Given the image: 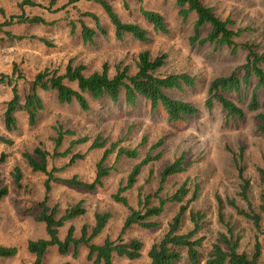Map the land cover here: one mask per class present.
<instances>
[{"label": "rangeland", "instance_id": "1", "mask_svg": "<svg viewBox=\"0 0 264 264\" xmlns=\"http://www.w3.org/2000/svg\"><path fill=\"white\" fill-rule=\"evenodd\" d=\"M22 1L0 0V8L5 12L4 16L0 13V80H5L4 83L0 82V136L13 142V145L0 142V156L6 154V162L0 169L1 180L2 185L8 186L10 193L0 202V246H14L19 249L16 257L0 259V264H33V258L26 250L27 242L46 237L44 225L36 222L37 210L33 203L42 199L46 177L32 173L24 163L22 154L40 147L53 155L56 146L54 140L59 127L64 131L73 132V135L66 136L58 149L59 153L65 152L73 140L83 137L93 140L101 135L104 139L121 141L122 146L131 149L140 146L141 157H144L152 145L162 141V145L153 151V155L160 154V160L145 168L136 187L126 194L134 208H137L139 191L157 190L158 173L163 165L185 154L189 168L185 173L171 178L162 195L175 193L185 181H188L192 192L199 184V197L191 204V208L206 214L200 233L206 238L204 256L217 242L220 233L226 232L218 219L217 195L236 198L239 207L247 209V204L237 196L240 181L234 153H237L240 147L245 149L244 166L245 175L250 180L249 197L253 209L258 211L260 196L264 194V184L259 174V169L264 168V138L256 132L255 114L247 111L245 121L227 120L226 112L220 105L216 104L212 109H208L205 101L208 98V87L215 78L229 76L246 63L247 45H254L256 51L264 53V0H201L220 19L230 21L231 30H243L242 35L235 39V48L192 42L195 16L191 14L187 20H183L178 14L176 0H111L123 22L138 24L149 32V40L145 43L131 36L118 40L113 25L100 5L94 1L83 0L69 4L70 0H33L37 4L36 7L20 8ZM141 9L160 13L165 19L168 34L156 32L143 18ZM87 12H92L100 18L105 33L97 29L92 18L83 15ZM20 15L40 16L50 24H19L13 16ZM6 22L9 24L5 25ZM81 22L96 30L94 44L85 45L82 42ZM72 24L76 26L74 35L71 34ZM209 32L210 27L207 26L201 38H205ZM7 33L23 36L24 39H14ZM144 50L150 51L153 57L162 54L168 56L165 66L158 72L160 76L186 74L195 79L194 87L172 91L170 95L195 105L199 109L196 116L178 126H171L164 113L152 114L144 102L132 109L126 107L123 99L114 104L106 98L92 102V109L84 112L77 103L62 105L55 93L41 92L45 109L40 114L37 125L31 127L26 114L17 112L18 130L6 131L4 113L6 104L13 98L12 87L5 83L9 78L12 79L13 85L18 86L20 94H24V90L28 89L39 72L49 69L63 73L71 61L85 64L89 71H100L103 65L107 64L111 74L116 72L117 66L129 67L134 74L138 54ZM244 93L243 89L242 95ZM251 94L252 91L249 90L248 96L241 103L245 110H248ZM234 99L237 102L239 100L237 96ZM259 104L261 112H264V94L261 92ZM144 138L147 141L141 146ZM90 145V142L73 145L71 155L50 158L49 169L64 168L70 163L73 154L84 155V159L75 161L57 176L71 178L77 175L83 181L92 182L96 164L105 150H90ZM136 162L125 158L117 160L114 153L107 162V166L114 169L111 176L105 180L104 187L96 193H90L57 183L53 185L50 205H58L64 210L84 200L87 214L76 221L78 230L84 223L91 224L96 212H111L113 217L102 239L108 236L117 239L128 210L114 203L110 196L116 193ZM16 166L24 173L20 192L14 187L11 177V172ZM151 172V181L148 182ZM177 210L176 205H170L166 213L155 220L160 229L146 231L135 227L124 235V239L143 241L146 255L152 244L163 237ZM224 213L226 220L235 227V232L242 236L241 251L252 255L256 238L253 225L238 216L229 206L225 207ZM192 228L187 213L182 231L186 233ZM262 229L264 231V219ZM65 232L66 229L62 231L63 236ZM259 239L264 263V234ZM67 262L92 264L86 260L84 254L78 259L72 256L60 257L55 249H51L46 258V264ZM147 263L146 256L134 262L115 259V264ZM180 264L188 263L183 260Z\"/></svg>", "mask_w": 264, "mask_h": 264}, {"label": "trees", "instance_id": "2", "mask_svg": "<svg viewBox=\"0 0 264 264\" xmlns=\"http://www.w3.org/2000/svg\"><path fill=\"white\" fill-rule=\"evenodd\" d=\"M54 1V0H53ZM83 0H70L69 4H76ZM99 4L109 21L115 29V36L122 40L125 36H131L135 40L145 43L149 40V32L135 23H125L113 7L111 0H86ZM179 16L187 20L189 15L195 16L194 36L191 41L199 44H212L216 47L235 48V39L240 37L243 30L235 32L230 29V21H224L215 15L213 10L205 6L201 0H176ZM25 6L36 7L33 0H23L20 8ZM0 13L5 12L0 8ZM141 14L147 23L153 26L156 32L168 34L164 17L154 11L141 9ZM83 15L95 21L97 29L104 32L100 18L87 12ZM19 24L49 25L40 16L28 17L24 15L13 16ZM6 22L5 25H8ZM209 26L210 32L205 38H201L203 30ZM80 38L82 42L94 44L97 32L95 29L81 22ZM76 26L72 24L71 34L74 35ZM8 36L14 39H24L23 36ZM46 42V40L41 39ZM248 57L244 65L232 72L229 76L215 78L208 87V98L205 105L212 109L216 104L220 105L226 112L227 120L245 121L249 113L255 114L256 132L264 138V112H261L259 104V93L264 94V53L255 50L254 45H247ZM166 54L153 57L151 52L144 50L138 54L136 72L131 73L129 67L117 66L114 74L110 73L107 64H104L101 71L89 72L84 64L74 65L69 62L63 73L46 69L39 72L30 83L24 94H20L17 85H13L11 78L5 82L12 87L13 98L6 104L4 113V124L7 132L18 130L17 112L25 113L28 124L34 127L38 123L40 114L44 111V100L41 92H52L57 96L58 102L62 105L77 103L84 112L92 109V102L109 99L112 103H118L123 99L126 107L136 109L139 103H145L152 114L164 113L166 121L171 126H178L199 113V109L192 103L174 98L170 95L172 91L183 90L185 87L195 86V79L186 74H170L160 76L159 70L167 62ZM16 72V70L14 71ZM20 78V76H19ZM4 78L0 80L4 83ZM251 87H253L251 89ZM243 89L245 93L242 95ZM252 91L248 110H245L241 103ZM238 97V102L234 97ZM248 111V112H247ZM73 135L71 131H64L57 128L55 138V152L51 155L40 147L32 151H25L22 154L24 163L34 174H42L46 177L43 182L44 194L41 200L34 201L37 210L36 222L44 225L46 237L29 240L26 250L33 258V264H46V258L55 249L60 257L72 256L78 259L82 254L92 264H115V259H125L131 262L139 261L146 256L147 264H180L186 260L188 264H264L262 262V244L259 237L264 234L262 222L264 219V194L260 196L258 211L253 209L249 197L250 180L245 175L244 157L245 149L240 147L234 153L235 167L240 181L238 197L247 204V209H242L237 204V199L223 198L217 195L218 219L224 226L226 232L220 233L206 256L203 255L205 236H201L202 227L206 214L202 211H195L191 204L199 197L200 186L196 185L192 192L188 181L182 183L179 189L171 195H162L165 185L173 177L179 176L187 171L190 164L185 154L176 157L172 162L165 163L158 173V188L154 192L139 191L137 196V208L130 205L128 192L132 191L139 182L145 168L160 160V154L153 155V151L162 145V141L152 145L144 157H141L140 146L128 148L121 145V141H113L103 138L101 135L91 140L89 137L78 138L71 142V146L63 153L58 149L62 146L66 136ZM146 138L141 142L145 145ZM0 142L6 145H13L11 140L0 136ZM91 143L90 150L104 149V153L96 164L95 178L92 182L83 181L77 175L71 178L57 176L75 161L85 158L84 155L73 154L70 163L64 168L49 169L50 158L67 157L72 154L73 145ZM116 154V159H128L137 161L129 171L125 181L119 185L116 193L110 198L128 210L122 230L117 239L110 236L102 239L112 219V213L108 211L96 212L91 224L84 223L78 230L76 221L87 214L85 201L68 206L64 210L60 206H51V193L53 185L60 183L71 188H78L90 193H96L104 187L105 180L111 176L113 167L107 166L109 157ZM6 162V154L0 156V169ZM260 179L264 184V168L259 169ZM13 185L19 192L23 187L24 173L19 166L14 167L11 172ZM152 172L150 175L151 181ZM9 188L2 185L0 172V202L9 196ZM170 205L178 207L177 212L168 223V228L161 239L152 244L145 253V244L140 239L126 240L124 235L131 229L138 227L146 231H156L160 225L155 220L162 217ZM233 208L238 216L251 222L256 238L252 255L241 251L242 236L235 232V227L225 218V207ZM31 210V208H28ZM187 213L193 225L192 230L184 233L183 225ZM66 229L64 236L62 231ZM19 249L14 246H0V259L14 258L18 255ZM26 264V263H21ZM70 264V263H64Z\"/></svg>", "mask_w": 264, "mask_h": 264}, {"label": "crops", "instance_id": "3", "mask_svg": "<svg viewBox=\"0 0 264 264\" xmlns=\"http://www.w3.org/2000/svg\"><path fill=\"white\" fill-rule=\"evenodd\" d=\"M87 45H89V44H87ZM73 64H74V65H79V64H83V63H78V62H74V61H73ZM84 65H85V64H84ZM88 70H89V69H88ZM101 70H102V69H101ZM101 70H100V71H101ZM89 72H94V71H89ZM44 238H45V237H44Z\"/></svg>", "mask_w": 264, "mask_h": 264}]
</instances>
